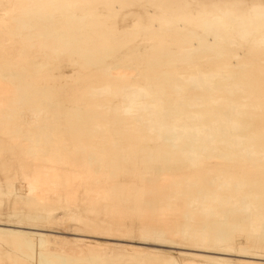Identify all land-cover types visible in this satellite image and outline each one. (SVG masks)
I'll use <instances>...</instances> for the list:
<instances>
[{"label": "rangeland", "instance_id": "obj_1", "mask_svg": "<svg viewBox=\"0 0 264 264\" xmlns=\"http://www.w3.org/2000/svg\"><path fill=\"white\" fill-rule=\"evenodd\" d=\"M89 1L93 3V7L87 4L89 3ZM98 1L84 0L81 6L73 8L71 7V9H69L70 11L65 7L60 8V10H58L59 12L67 10L65 12L63 11V13L71 14L70 12L72 11L73 15H76L71 17L72 19L70 18V22L68 18L65 19V17H67L69 14L64 15L62 12L60 14L57 10H55V14L61 19V22L58 23V25L54 24L53 21H51V23H41L40 18L37 15H33L31 19L33 21H36L38 23L37 26H39V29L36 28L37 31L39 30V33H44L46 30L47 35H45V33L44 35H41V33L39 34L36 30H34L35 28H32L30 30L29 33L31 35L26 34V28H23L25 31L23 33V31H21L23 29L20 28L21 26L17 22V18H10L7 16L4 21L0 22V43H2L0 44V101L2 102H0V209L4 208L7 210L12 207H18L21 205L12 197L4 194L3 191L7 189V184L9 182H13L16 185H23V188L28 191L29 181L25 178V176L29 175V173L34 172V169H32L34 168V164L37 166L44 164L48 167H57V170L48 173L50 175V178L53 179V184L49 186L42 185L41 188L45 189L49 187L52 190H56L59 193V196L62 197L59 202L60 204H62V206L69 205V207H72V209L75 210L76 213H84L83 210L85 211L87 209L89 212H85L93 219V225L90 228H86L79 223L70 221L67 216H62L61 209H56L53 212L54 214H56V216H58L57 219H50V221L46 223L44 230H34L43 234L42 236L46 240H34V244L29 249L17 248L10 255H6L0 258V264H166L165 258H162V256H164L163 254H160L162 256L152 254V257H146L143 255V251L145 250H149V252L154 253H156V251L158 250H162L161 252L164 254L169 252L168 250H172V255L177 260L178 264H182L184 260L189 259V256L185 255L184 253H179V251L194 252L195 250L166 248L150 243H136L137 241H139V239L136 238L137 234L135 230L137 224L135 223H161L160 225H163V227L165 225L172 224L181 229H183L184 225L189 222L192 225L198 224L201 217H204V215L207 216L209 213L211 214V212H209L210 210L207 211L208 208H205L204 211L201 210V208L199 207L200 205L196 200V192L199 188L206 189L210 187V177L214 174L213 169L215 167H231L232 169L234 168L239 173L242 180H247L242 186V189H251L254 191L262 192L263 195H260L258 201H262L264 203V163L262 162L263 151L258 150L259 147L264 149V41H259L257 37L258 35H256L258 33L252 35V38L250 37V32H252L253 34L255 32H258L254 30L256 26L257 30L261 28L264 30V28L261 26L262 24L264 25V18H259L262 16L264 17V10L261 9V11L263 12L262 13L259 11L260 9L257 8L254 11V15L252 17H246L248 19H245L244 21L248 20L249 22L246 21V24L243 22V25L246 26V29H243V27L245 26H241L242 22L239 23L240 20H237V15L239 13V10L241 11L249 4V2L254 0H235L242 1V5L239 4L233 7L229 6V10H227V5L225 6V0H192L193 2L191 5V9L198 10L201 13L202 17L200 16V18L198 17L197 19H194L193 22L191 21V31L180 30L183 36L179 35L175 38L178 33H181L176 32V30H173V32L175 33L171 32L172 30L170 29L166 30V23H168L171 15L182 16L185 12H188L190 10V7H188V5L186 4V0H173L175 1V3H173L176 5L172 3V0ZM102 4H104L105 7H103ZM163 6H165V9L163 8ZM185 6L188 8H185ZM203 6L208 7V9L210 8V10H208L209 12L206 11L207 8H205L204 10ZM0 7L3 8L1 5ZM28 7L35 9L36 5L32 4ZM95 7L101 12V15L99 14L95 16V19L93 20L94 15L92 14V17V15L90 14L94 13L93 11L95 10ZM1 8L0 13L3 12ZM11 8L20 9L21 6L16 5L15 7ZM92 8L94 10H92ZM183 8L184 10H189L182 11ZM213 8L215 10H213ZM219 8H222V11H218L221 16L224 14V12H229V17L227 16L228 18L218 15V19H220V17L222 18V22L218 20L220 23L216 21L217 16L216 18L214 17L215 19L213 18L217 9L219 10ZM162 9L164 10V13ZM166 10L168 14L170 13V15L167 14ZM14 12L16 11L14 10ZM81 12L89 14L87 16L88 18H86L85 20L87 24H85L86 22L83 21L82 18H80ZM107 12H110V14H107ZM16 14L17 16H22L21 12H16ZM145 14H147L149 18L152 17L151 15H154V17L156 15L157 19L160 15V20H156L158 23H153L147 20L146 23L142 25L140 31H138L137 28H140L139 23H141L142 21H139L138 25H136L137 22L135 20L139 19ZM164 14L166 15L164 16ZM227 14L228 13H225L224 16H226ZM60 15L64 16L62 17ZM98 16L100 22L99 20H97L98 18H96ZM165 17L169 18L167 19L168 21ZM253 17H258V19L262 20V23L260 22V20H257L259 22L255 21L256 18L254 19ZM224 18H227L229 21L226 20L224 22ZM90 19L92 20V22L89 21ZM198 19L199 22H197ZM232 20L233 22L232 24H230V26L229 23H231L230 21ZM161 21L162 23H160ZM202 21L205 25V28L211 25L210 30L203 28L204 25L201 23ZM208 21L209 25L207 23ZM253 21L255 22L253 23ZM234 22L239 23V25ZM251 22L253 23V25L255 24V26H253ZM213 23H215V26L216 24L217 27L219 26V32L223 30L221 31V34L218 32V29L216 30L217 27L213 26ZM233 23L234 25L239 27L234 26ZM68 24L71 25V29ZM226 24L229 28L226 27ZM156 25L158 28L153 31V26ZM159 25H161V27L165 25L166 26L164 28H161ZM197 26L200 27L198 28ZM240 26L244 31H249L248 34L246 33V31L245 33H243L244 31L241 30L242 33L240 35ZM260 26L261 28H259ZM40 27L44 28L41 29ZM232 27H236L235 29L237 30V32L239 30V34H236V30H233ZM55 28L58 29V32L55 31ZM201 28L205 29V31H202ZM213 28L215 29V32ZM193 29L195 31L197 30L199 32V35H202L203 33V35H205L206 37L210 36V38L212 39L211 42L212 44H214L212 45L205 42L207 41V38L205 36L203 38L201 35L200 37H196V34H194V37L193 35H190V32H192ZM43 30L44 32H42ZM59 30L62 32V34L59 32ZM224 30L226 32H224ZM250 30H254L255 32ZM48 31L52 33L49 34ZM86 31H88V35ZM211 31L214 34L210 33ZM229 31L232 33L234 31L236 36L234 35V33L229 34ZM53 32L57 34L53 36ZM185 32L189 34L187 35V37L189 39L192 38L193 42L192 40L189 41L188 38L185 37L186 35L184 36V34H186ZM58 33L62 36V41H64L62 42L64 43L63 47L66 46L64 50L61 46V41L60 44L55 45V41H57V38L60 39V35ZM96 33L98 35H96ZM211 34L217 36V38L213 36V39ZM228 35H231L234 39H230L231 36L229 37ZM246 36L247 39L251 38L252 40L254 38L253 40H255L256 38V41L258 40V43L255 41V43L259 44V46L255 44L257 45L256 47H258V49L256 47L254 48L255 45L251 46L253 45L252 41L248 43L247 39L246 41L244 40ZM240 37L243 39H241ZM194 38L196 39V41ZM218 38H222V41L224 43H227L228 45L232 43L231 47L233 49L230 46H224V43L221 42L220 39L219 43ZM175 39L177 41H175ZM227 39L229 41L234 40V42L228 43ZM120 40L123 43H121ZM164 40H169V43L163 45L162 47L161 42ZM199 40L201 41L198 43V45L204 42L203 44L206 43L210 46V48H208L211 51H205L206 44H200V48L196 44ZM216 40H218V43L216 42ZM182 41H184V45L181 44ZM244 41L246 42V44L248 43L251 45H243V43H245ZM179 42L181 45L179 44ZM188 44L189 46L191 45V47H189ZM233 44L236 46H234ZM193 45L195 46V48L197 47L195 49V52ZM212 46H216V48L213 47L212 49ZM28 47H30L31 50ZM223 47L226 52L222 49ZM261 47L263 50L260 49ZM35 48L38 50H36ZM238 48L241 52L243 51L242 53L244 56L241 55L239 58H237V60H234V58L231 60L230 53L235 52ZM53 49H55V51ZM181 49L182 51L186 50V52L184 51L181 53L182 55H185V53H187V49L189 51L187 54H189L190 52L191 54H186L185 57L181 56V58H183L181 59L179 58ZM203 49L205 52H203ZM231 49L233 51H230ZM41 50L46 53H43ZM199 50H202V52ZM177 51L179 54L177 53ZM214 51L216 52V54L211 53ZM220 51L221 53H223L219 54V58L217 57V54L220 53ZM175 52L179 57L175 56L177 55ZM253 52L254 55L252 54ZM194 54L196 55V57H192L194 56ZM206 54L209 56L207 57L208 61H206L207 59H205ZM124 55L128 56V58L125 59ZM214 56H216L217 58L214 59ZM122 57L124 58L123 61L125 62H133L136 66V69L134 67L125 68L124 66H122ZM210 57L212 60L210 59ZM222 57L227 61H234L235 63H237V65L231 67V74L228 75L225 71H222L223 74L226 73L224 74V77H221V79L219 77L216 78V83H220L223 86H215V91L213 92V94L224 99H228L229 101L227 103L224 102V99H222V105H220V103L216 104L213 117H215V119L219 117L217 119L219 123L218 127L224 126L225 128L221 127L220 129L227 130L224 132L225 134L221 130L222 133H219V135H226L228 132L230 134L231 130H233V132H231L230 135H236L237 131H234L237 130L234 129L236 127L233 126V128L230 124H235V126L238 125V131L242 135H244L245 142L243 141L244 139H242L244 146L242 145V143H240L241 141L239 142V146V144L234 143V140L232 141V143H230V140L229 143L231 144V148H225L220 152L215 153L211 158H202L204 153H208V151H203L202 147L208 144L212 135L207 136L206 133L200 130L192 129L190 132L192 133L193 131V133H195L196 135V138L193 136H191V138L193 137L192 139L196 141H193L192 139V141H189H191L192 143H196L195 146L198 145L197 151L199 154L196 155V158L193 155V151L195 150L193 148L195 147L188 146V149L184 144V142H186L188 138L190 139V135H188L187 133L188 130H179L181 131V135L179 137L180 140L177 139L176 145L180 146L184 144L185 146L182 145V148L178 146L176 147L175 144V146L172 147L173 144L171 145L169 142H164V136L170 134L166 130L170 129L168 127H170V122L173 120V118L177 117L178 115H182L185 109L181 103L176 104L175 101H173L177 95L176 90L181 89L191 93H193L195 90L200 91V93L204 95H209L207 94L209 93L207 90L208 84L205 83V78L197 77V80H194V84L198 85L197 87H192V85L184 81L185 78L180 79L179 77H176L175 79V75H172L174 73L172 69L175 67L184 66L185 62L188 61L189 58H191L189 59V61L195 68L201 69L203 67L201 70L204 71H207L211 67L217 69L220 68L218 62H220L219 59H223ZM177 58L181 60L178 59L179 61H176ZM228 58L230 59L228 60ZM144 59L145 63L143 62ZM146 60L149 63H147ZM182 60L184 61L182 62V64H180ZM191 60H193L194 62ZM202 60L206 63H203ZM189 61L186 63H189ZM214 63L217 66L214 65ZM114 64L119 65L115 66ZM198 64H201L202 66H199ZM240 65L242 67V72ZM99 68H101V70ZM103 71L104 74L102 76L100 73H102ZM126 72L129 74V77H131L130 75L134 74L136 77L135 79L138 80L141 84L143 83L144 88L151 86V88L149 89L146 88L147 91L146 89L142 88L139 92H137L140 96V99L145 95V98L142 97L143 101L148 98L144 101L146 110L145 108L141 109V111L143 110L142 112H144L143 114L140 111V116L138 117L140 118L139 120H141L140 122L138 119L137 122H134L133 120L123 115V109L120 107L122 103L125 104L126 102L127 104L128 100H125V98L129 99V96H127L129 93V95H132L136 93L135 90L138 91L137 87L133 85V82L135 80H132V78L134 77V75L131 78L128 77V84L125 83L126 81L128 82V79L122 77V74L125 73V75L128 76ZM168 73L171 74V77L167 76ZM138 74H148L151 78L149 83L150 85L148 86L147 84L146 86L144 84L145 79L143 78V76L141 77ZM64 76L68 77L71 82L61 87L51 85L52 82L58 81ZM225 76H229V79L228 77L225 78ZM106 77L111 80L112 86H101L99 89L97 88V90L91 88L89 89L91 84H98L100 82L103 83L104 78L106 79ZM141 78L143 79L141 80ZM223 78L225 79L222 80ZM178 79H180L181 81ZM200 79L202 80V82ZM94 80L97 81L95 82ZM225 80L227 82H224ZM26 81L30 82L33 85H36L37 87L33 86L32 89L27 88L25 92V89L20 88ZM178 81H180L179 83L183 81V84L179 85ZM119 82L120 84L118 86H115ZM216 83L214 82V84ZM19 84H21V86ZM175 84L180 87L176 86L178 89L175 88ZM187 84H189L190 86ZM15 86L17 87L18 93H14L13 91H16ZM189 87L191 89H189ZM194 87L195 89H192ZM40 88L43 89L41 90ZM128 88L130 90H128ZM200 88L204 89L201 90ZM18 89L20 90V92H22L19 93ZM131 89L135 92L131 93ZM188 89L190 91H188ZM98 90L101 92H99ZM144 90L146 92H144ZM148 90L149 93H147ZM39 91L42 93L40 94ZM126 91L128 93H126ZM114 94H116V96ZM159 96H161L163 100L160 103L158 102L156 104L155 97ZM152 98L154 100H152ZM150 100L151 103H149ZM146 101L149 104H147ZM153 101H155L156 105L153 104ZM233 101L237 102L236 109L239 111V113L236 112L237 115H235V110L232 107L234 103ZM243 101L246 102L245 106L240 105ZM198 102H202V99H200ZM31 105H33V107H31ZM228 106H231V108H228ZM39 107L41 109H39ZM157 107H160L162 109L160 113H162L163 115L160 114V119L163 120L166 117L163 120V123L159 124L160 127L158 125H155V123L146 122V124L148 123V125H146L145 122H142L144 121V119L154 120L155 114L157 112ZM241 107L244 109H241ZM172 108H175L176 110ZM227 108L228 110H230V112L226 111ZM32 109H34L35 111H37L38 109L40 111L42 110V112L46 113V116L45 114L43 117L40 115L35 116L34 113H32ZM233 110L234 112H232ZM57 111H63V113H59L60 117L58 118L59 121H62V124L55 127L54 133L57 138H55L54 135L50 133H48L47 137L46 135H36L38 138L35 135L29 136V133L28 136L24 135L28 127H33V121L36 120L41 122L47 116H50L47 117V120L50 118L48 120L50 128H54L52 126V123H49V121L52 119L51 117H53L51 114L53 112V114H56ZM146 111L147 113L148 111H151V114H147ZM168 111H170V113L172 114L168 113ZM223 112H226L224 114V117L222 115ZM227 112H229L230 115H228ZM8 113H10L9 116ZM153 114L154 117H152ZM148 115H150V118H147ZM225 116H228L229 119H227L230 120V122L227 119L225 120ZM171 117L172 120L170 119ZM186 120L185 122H187ZM166 121L169 122L168 125L164 123ZM26 123L28 124V126H26ZM126 123H128L131 128H128ZM19 124H22L23 126L18 129L16 125ZM48 124L46 121L47 127H49ZM186 125L188 126V124ZM227 125H230L231 129L230 127L229 129H226L228 128ZM153 126H155V128H152ZM157 127L158 129H156ZM163 127H165V129ZM42 128L46 130L45 127L42 126ZM8 129H12V131L8 132ZM136 129L139 131H137ZM156 130H158V132ZM185 131L187 132L183 136ZM176 133L177 132H175L174 134L176 135ZM203 133L204 135H202ZM140 134H145L149 140L144 141L139 139L138 135ZM158 134H160V136ZM174 134L173 136H169L172 140L176 136H179H175ZM94 135H99L101 137H92ZM24 136L26 137V139ZM181 136L184 137L183 140L181 139ZM33 137L37 139L33 140ZM207 137L208 141H206ZM32 143L33 146L31 145ZM250 144H255L257 146H255L256 151L253 152V145ZM227 147H229V145ZM200 148H202V150ZM244 148L248 150V155L244 152L241 153V149ZM38 149L39 151H37ZM98 149H100V151ZM186 149L188 150L187 153L191 151L188 153V155L186 153ZM199 150H201V153L199 152ZM88 155H91L92 159H90ZM192 155L194 156V160ZM244 155H247L248 157ZM186 156L190 159H186ZM89 159L90 161H88ZM190 160L195 161V164H191L190 162L192 161ZM206 168H209L210 170H206ZM36 170L40 174L41 166H39V168H37ZM185 175H187L188 178H185ZM184 189L190 190L191 195L192 193L193 195L186 198V196L183 194ZM179 190L182 192V195H180L181 192ZM91 191L93 193H91ZM40 192L41 190H37L34 195L38 198H53L57 196L52 193H46L45 195H42ZM94 192H96L97 195H94ZM191 202V207H189V210H187L186 205L188 206V204H190ZM193 203H196L195 208ZM239 203L238 205L233 203L235 207L232 205V203L231 205H224L222 209L223 211H228L232 210L233 208L235 209L239 208V206H243V203ZM218 210H220V208L217 207L213 211L215 212ZM187 216H189L190 218H187ZM210 216L211 215H209L208 218H210ZM213 217H216V215L211 216V218ZM188 219L189 222H187ZM155 220L156 222H154ZM169 221H171V223ZM3 227L15 228L12 226ZM103 227H108L109 233L114 234L113 238H130L134 240L135 243L117 240V242L120 243V246L118 247L113 245H106L104 244V242L111 239L104 238V233H106V231L103 229ZM216 227L219 230L218 233H214V231L209 229V227L206 230L207 238L211 242L218 237L220 239L222 238L223 240H227L224 242L232 243L233 246H244L250 245L253 240H255L256 242L250 246L264 251L263 230L258 232V234L253 233L251 231L252 226L250 227L248 223L242 221H235L233 223H231V221H227L225 223L216 224ZM116 228L119 229L115 230ZM163 231L165 236L167 237H173L181 242H186L182 238L183 235L180 233V231H178V235L173 234V236L171 234V230H167L165 228L163 229ZM3 247L4 245L0 244V249H2ZM124 249L128 250V252L131 251V253L125 252ZM229 253L231 255L225 256L232 258L234 261H243L248 263L255 262V260L253 259L236 256L233 252ZM259 262L264 264V259L260 260Z\"/></svg>", "mask_w": 264, "mask_h": 264}, {"label": "bare ground", "instance_id": "obj_2", "mask_svg": "<svg viewBox=\"0 0 264 264\" xmlns=\"http://www.w3.org/2000/svg\"><path fill=\"white\" fill-rule=\"evenodd\" d=\"M82 1V2H81ZM83 1L84 0H68V1H62V0H0V5L3 7V8H1L2 10H3V12L2 13H0V22H2V21H4L5 20V18L8 16V17H10V18H17V22L20 24V28L21 29H23V28H26L27 30H26V34L27 35H31L29 32H30V30L33 28H35L34 30H36L37 31V29L36 28H38L39 29V26H37L38 25V23L36 22V21H33L32 19H31V17L33 16V15H37L39 18H40V20H41V23H48V22H50L51 23V21H53V23L54 24H57L58 25V23H60L61 22V19L55 14V10H60V8H62V7H65L67 10H69V9H71V7L73 8V7H78V6H81L82 5V3H83ZM96 1H98V0H96ZM100 1V0H99ZM98 1V2H99ZM107 1V0H106ZM110 1V0H109ZM168 1V0H167ZM171 1V0H170ZM95 2V1H94ZM101 2V1H100ZM113 2V1H112ZM175 3V1H173L172 0V3ZM186 4L188 5V7H190V10L189 9H185V10H189L188 12H185L182 16H178V15H174V16H172L171 15V18L169 19V18H166V20L167 19H169V21H168V23H166L167 24V28H165L166 30L167 29H170V30H172L171 32H173V30H176V32H180V30L181 31H186V30H190V24L194 21V19H197L198 17L200 18V16L202 17V15H201V13L198 11V10H193V9H191V5H192V0H186ZM169 3H171V2H169ZM173 3V4H174ZM224 3H225V6L226 7H228L227 8V10H229V6H236V5H239V4H241L242 5V1H235V0H225L224 1ZM32 4H34V5H36V8L35 9H33V8H30V7H28V6H30V5H32ZM89 6H92L93 7V3L92 2H90L89 1V3H87ZM86 4V5H87ZM108 4V3H107ZM116 4V3H115ZM158 4V3H157ZM182 4V3H181ZM184 4H185V2H184ZM16 5H19V6H21V8L20 9H14V8H11V7H15ZM95 5V4H94ZM103 5V7H105L104 6V4H102ZM154 5V4H153ZM156 5V4H155ZM161 5V4H160ZM159 5V6H160ZM174 5H176V4H174ZM198 5V4H197ZM202 5H204V4H202ZM115 6V5H114ZM151 6V5H150ZM107 7V6H106ZM165 6H163V8H164ZM188 7H186L185 6V8H188ZM194 7V6H193ZM204 7V6H203ZM218 7H220V6H218ZM232 7H231V9H232ZM64 8V9H65ZM80 8V7H79ZM159 8V7H158ZM174 8V7H173ZM172 8V9H173ZM205 8H207V12H209L208 10H210V8L208 9V7H204V10H205ZM237 8V7H236ZM240 8V7H239ZM257 8H259L260 10V12H262L261 11V9L262 10H264V0H254V1H251V2H249V4L245 7V8H243L241 11L239 10V13H238V19L237 20H240V22L239 23H241L242 22V24H241V26L243 27V26H245V25H243V22L245 23L246 21H248V20H246V21H244L245 19H248V18H246V17H252L253 15H254V11L257 9ZM9 9V10H8ZM16 11V12H21V14H22V16H17V14H16V12H14V10ZM156 9H157V7H156ZM165 9V8H164ZM201 9V8H200ZM67 10H65V11H67ZM75 10H76V8H75ZM92 10H94L93 8H92ZM108 10V9H107ZM163 10V9H162ZM161 10V11H162ZM177 10V9H176ZM184 10V8L182 9V11ZM184 10V11H185ZM212 10V9H211ZM213 10H215L214 8H213ZM226 10V11H227ZM234 10V9H233ZM64 11V10H63ZM63 11H58L60 14H61V12L63 13ZM64 11V12H65ZM70 11V10H69ZM87 11H90V10H87ZM86 11V12H87ZM102 11V10H101ZM157 11H158V9H157ZM173 11V10H172ZM175 11V10H174ZM179 11V10H178ZM181 11V10H180ZM181 11V12H182ZM218 11H222V8L220 9L219 8V10L217 9V11H216V13H215V16H213V18L215 17L216 18V16H217V20L216 21H218V20H220L221 22H222V18L221 17H227L228 15H229V12H224V14L225 13H228L226 16H224V14L221 16V14L220 13H218ZM94 13H91L90 15H94V18H93V20L95 19V16H97V15H101V12L98 10V9H96V7H95V10L93 11ZM110 12H112V11H110ZM110 12L108 13L107 12V14H110ZM138 12V11H137ZM155 12V11H154ZM166 12H167V10H166ZM204 12V11H203ZM232 12V11H231ZM58 13V14H59ZM71 14H69V13H63L64 15L65 14H69L67 17H65V19H67L68 18V20H69V22H70V18L71 17H73V16H76V15H73V12L71 11L70 12ZM106 13V12H105ZM156 13V12H155ZM163 13H164V10H163ZM172 13V12H171ZM176 13V12H175ZM183 13V12H182ZM210 13H211V11H210ZM263 13V12H262ZM106 14V15H107ZM147 14H149V13H147ZM147 14H145L144 16H141L139 19H137V20H135L136 22H137V24L136 25H138V22L139 21H142L141 23H139L140 25V28H137L138 29V31H140V29H141V27H142V25L143 24H145L146 23V21L148 20V21H150V22H153V23H158L156 20H160V15H159V17H158V19H157V17H156V15H155V17H154V15H151L152 17H148L147 16ZM167 14H168V12H167ZM174 14V13H173ZM207 14V13H206ZM233 14V13H232ZM256 14H257V11H256ZM264 14V13H263ZM64 15H60V16H64ZM89 14L88 13H85V12H81L80 13V18H82V20L83 21H85L86 20V18H88L87 16H88ZM93 15H92V17H93ZM104 15V14H103ZM157 15H158V13H157ZM163 15V14H162ZM166 14H164V16H165ZM168 15H170V13L168 14ZM214 15V14H213ZM221 16L220 17V19H218L219 18V16ZM234 15V14H233ZM258 15H260V14H258ZM70 16V17H69ZM105 16V15H104ZM103 16V17H104ZM110 16V15H109ZM235 16H236V14H235ZM256 16V15H255ZM149 19H148V18ZM229 17V16H228ZM227 17V18H228ZM233 17V16H232ZM259 17V16H258ZM258 17L256 18V17H253L254 19L256 18V20L255 21H257V20H260V22L262 21L261 19H258ZM96 18H98L97 20H99V16L98 17H96ZM214 18V19H215ZM223 19L224 20V22L226 21V20H228V19ZM230 18H231V16H230ZM234 18V17H233ZM232 18V19H233ZM237 18V17H236ZM259 18H264L263 16L262 17H259ZM8 19V18H7ZM6 19V20H7ZM72 19V18H71ZM210 19V18H209ZM214 19H212V20H214ZM63 20V19H62ZM202 20V19H201ZM205 20V19H204ZM231 20V19H230ZM235 20V19H234ZM250 20V19H249ZM264 20V19H263ZM65 21H67V20H65ZM75 21H77V20H75ZM89 21H91L92 22V20L90 19ZM192 21V22H191ZM215 21V22H216ZM229 21V20H228ZM255 21H253V23L255 22ZM86 22V21H85ZM84 22V23H85ZM99 22H100V20H99ZM197 22H199V19H198V21ZM219 22V21H218ZM231 23H229V25L230 24H232V22H233V20L232 21H230ZM249 22V21H248ZM257 22H259V21H257ZM52 23V24H53ZM63 23H65V22H63ZM68 23V22H67ZM94 23V22H93ZM160 23H162V21L160 22ZM159 23V24H160ZM202 24H203V21L201 22ZM200 23V24H201ZM208 23V25H209V21L207 22ZM217 23V22H216ZM220 23V22H219ZM218 23V24H219ZM234 23H237V22H234ZM234 23H233V25H234ZM239 23H237V25H239ZM252 23V22H251ZM253 23H252V25H253ZM262 23V22H261ZM53 24V25H54ZM83 24V23H82ZM85 24H87V22L85 23ZM205 24H206V22H205ZM212 24V23H211ZM215 23H213V26L214 27H217V24H216V26L214 25ZM225 24V23H224ZM246 24V23H245ZM64 25V24H63ZM69 25V27L71 26L70 24H68ZM98 25V24H97ZM101 25V24H100ZM99 25V26H100ZM198 25H199V23H198ZM204 25V24H203ZM223 25V24H222ZM222 25H220V26H222ZM249 25H250V23H249ZM258 25H259V23H258ZM37 26V27H36ZM86 26H88V25H86ZM160 27H161V25H159ZM166 26V25H165ZM165 26H162L161 28H164ZM207 26V25H206ZM231 26V25H230ZM234 26H236V25H234ZM241 26H240V35H241V33H242V31H244L243 29L245 28L246 29V26L245 27H243V29L241 28ZM253 26H255V24L253 25ZM263 28H264V25L262 24L261 25ZM261 26L259 27V28H261ZM6 27V26H5ZM60 27H61V25H60ZM67 27V26H66ZM65 27V28H66ZM156 27V28H155ZM198 27V26H197ZM196 27V28H197ZM200 27V26H199ZM198 27V28H199ZM210 27H211V25L210 26H207L206 28H205V25H204V27L203 28H205V29H209L210 30ZM219 27V26H218ZM218 27L216 28V30L218 29ZM226 27H228L227 26V24H226ZM236 27H239V26H236ZM235 27V28H236ZM252 27V26H251ZM3 28V27H2ZM7 28V27H6ZM41 29L42 28H44V27H40ZM72 27H70V29H71ZM93 28V27H92ZM158 27H157V25L156 26H153V31L154 30H156ZM203 28H201L202 29V31L204 30L205 31V29H203ZM229 28V27H228ZM233 28V30L235 29L234 27H232ZM231 28V29H232ZM257 28V26L255 27V29H254V27H253V29L255 30V31H258V32H255L254 30H250V31H253V32H255L254 34L252 33V32H250L251 33V35H250V37L252 38V35H255L256 33H258V34H256V35H258L257 37H258V39H259V41L261 40V41H264V30L261 28V29H256ZM54 29V28H53ZM56 29V28H55ZM61 29V28H60ZM62 29H63V27H62ZM165 29H163V30H165ZM200 29V30H201ZM212 29V28H211ZM223 29H224V27H223ZM238 29V28H237ZM58 29H56L55 31H57ZM65 30V29H64ZM83 30H85V29H83ZM177 30H179V31H177ZM213 30H214V32H215V29L213 28ZM221 30V29H220ZM226 30V29H225ZM224 30V32H226ZM236 30V29H235ZM242 30V31H241ZM21 31H23V33L25 32L24 31V29L23 30H21ZM95 31H96V28H95ZM98 31H99V29H98ZM101 31V30H100ZM169 31V30H168ZM191 31V30H190ZM197 31V30H196ZM194 29H193V34H192V32H190V35H193V37H194V34H196L195 36L196 37H200V35H199V32L197 31L196 32ZM221 31H223V30H221ZM219 32V29H218V32L221 34L222 32ZM246 31V30H245ZM245 31L243 32V33H245ZM38 33H39V30L37 31ZM42 32H44V30L42 31ZM58 32V31H57ZM59 32L62 34V32L59 30ZM83 32V31H82ZM164 32H167V31H164ZM188 32V31H187ZM187 32H185L186 34H184V36L185 37H187V35H189ZM208 32V31H207ZM230 32V31H229ZM236 32H237V30H236ZM248 32L249 31H246V33L248 34ZM41 33V32H40ZM39 33V34H40ZM45 35H47L46 34V30H45ZM44 33H41V35H44ZM48 33L49 34H51L52 32H49L48 31ZM54 34H53V36L54 35H56L57 33H55V32H53ZM64 33V32H63ZM86 33H87V35L89 34L88 33V31H86ZM173 33H175V32H173ZM181 33V32H180ZM184 33V32H183ZM210 33H213L212 31L210 32ZM218 33V34H219ZM233 33H234V35H235V32L233 31ZM232 32H230L229 34H233ZM59 34V33H58ZM94 34V33H93ZM207 34V33H206ZM214 34V33H213ZM236 34H239V30H238V32L236 33ZM246 34V35H247ZM60 35V34H59ZM96 35H98L97 33H96ZM176 35V34H175ZM181 36L182 35V33L181 34H177V36H175V38L176 37H178V36ZM209 35V34H208ZM227 35V34H226ZM244 35V34H243ZM61 36V35H60ZM59 36V38L60 39H58L57 38V41H55V45L56 44H60V41H61V46L63 47V45H64V43H62V42H64V41H62V36L60 37ZM183 36V35H182ZM203 38H204V36L205 35H203V33H202V35H201ZM211 36L213 37L214 35H212L211 34ZM222 36V35H221ZM229 37L231 36V35H228ZM228 36H227V38H228ZM236 36V35H235ZM238 36V35H237ZM249 36V35H248ZM3 37H5V36H3ZM190 37H192V36H190ZM206 37V36H205ZM214 37H216L217 38V36H214ZM214 37H213V39H214ZM218 37H219V35H218ZM232 37V36H231ZM230 37V39H234L233 37L231 38ZM244 37V36H243ZM253 37H255V36H253ZM30 38V37H29ZM54 38V37H53ZM188 38V37H187ZM207 38V41H205V42H207L208 44H212V39L210 38V36H208V37H206ZM215 38V39H216ZM223 38V37H222ZM222 38H218V40L220 39L221 40V42H223L222 40ZM241 38V37H240ZM249 38V37H248ZM251 38H249V39H247V36H246V38L244 39L245 41H246V39H247V41H248V43H250L251 41H252V43H253V45H251V44H246V42L245 43H243V45H251V46H254L255 44H257L258 43V40L256 41V38H255V40H251ZM174 39V38H173ZM180 39V38H179ZM186 39V38H185ZM195 39V38H194ZM198 39V38H197ZM241 39H243V38H241ZM4 40V39H3ZM44 40H46V39H44ZM55 40V39H54ZM182 40V39H181ZM184 40V39H183ZM188 40L190 41V40H192V42H193V39L191 38V39H189L188 38ZM218 40H216V42L218 43ZM220 40H219V43H220ZM228 40V39H227ZM30 41V40H29ZM121 41V40H120ZM120 41H119V43H120ZM169 41V40H168ZM168 41H162L161 42V45H162V47H163V45H166V44H168L169 42ZM175 41H177L176 39H175ZM180 41V40H179ZM195 41H196V39H195ZM201 40H199L196 44L198 45V43L200 42ZM255 41L257 42V43H255ZM57 42V43H56ZM118 42V41H117ZM214 42V41H213ZM227 42V41H226ZM230 42H234V40H232V41H229L228 40V43H230ZM23 43H24V41H23ZM29 43V42H28ZM121 43H123L122 41H121ZM184 43V41H182V45H184L183 44ZM204 42H202V43H200V44H202V45H205V44H203ZM224 43V42H223ZM235 43H236V41H235ZM0 44H2V43H0ZM179 44H180V42H179ZM180 44V45H181ZM195 44V45H196ZM198 45L199 47L201 46V45ZM214 44V43H213ZM212 44V45H213ZM225 44H227V43H224V46H232L231 44L230 45H225ZM260 44H261V42H260ZM51 45V44H50ZM54 45V46H55ZM186 45H187V43H186ZM185 45V46H186ZM196 45V46H197ZM223 45V44H222ZM234 45V44H233ZM258 46H259V44H257ZM257 45H255L254 46V48L257 46ZM52 46V45H51ZM58 46V45H57ZM188 46H189V44H188ZM194 46V45H193ZM217 46V45H216ZM216 46H212L211 48L213 49V47H215L216 48ZM234 46H236V45H234ZM238 46V45H237ZM249 46H248V48H249ZM121 47V46H120ZM179 47V46H178ZM187 47V46H186ZM189 47H191V45L189 46ZM198 47V48H199ZM205 47V46H204ZM210 48V46L209 45H207L206 44V48ZM221 47V46H220ZM240 47V46H239ZM243 47H245V46H243ZM263 47V46H262ZM262 47L260 48V49H262ZM5 48V47H4ZM28 48H30V47H28ZM64 48H66V46L65 47H63V50H64ZM122 48V47H121ZM165 48V47H164ZM197 48V47H196ZM195 46H194V52H195ZM201 48V47H200ZM199 48V49H200ZM205 48V51H207L208 50V52L209 51H211V50H209V48L208 49H206ZM232 48V47H231ZM242 48V47H241ZM257 49H258V47H256ZM264 48V47H263ZM36 49V48H35ZM46 49V48H45ZM174 49V48H173ZM183 49H184V46H183ZM220 49V48H219ZM223 50H224V47L222 48ZM233 49V48H232ZM230 50V51H233V50ZM256 49V50H257ZM30 50H31V48H30ZM36 50H38V49H36ZM51 50V49H50ZM54 51H55V49H53ZM177 50V49H176ZM190 50V49H189ZM193 50V49H192ZM246 50V49H245ZM263 50V49H262ZM43 53H46V52H44L43 50H41ZM166 51V50H165ZM180 51V50H179ZM185 52H186V50H184ZM184 51H182V49H181V52H180V57L178 56V51H177V55H175L176 57H179V58H181V56L183 57H185V55L189 52L188 51V49H187V53H185V55H182L181 53L182 52H184ZM191 51V50H190ZM199 51H201L202 52V50H199ZM204 51V49H203V52H205ZM225 51V50H224ZM252 51V50H251ZM255 51V50H254ZM261 51V50H260ZM25 52H28V51H25ZM51 52H53V51H51ZM163 52H164V49H163ZM226 52V51H225ZM243 52V51H242ZM241 51H240V49L238 48V49H236V51L235 52H231L230 53V58H231V60L234 58V60L236 59L237 60V58H239L241 55H243V53H242ZM263 52V51H262ZM56 53V52H55ZM54 53V54H55ZM60 53V52H59ZM58 53V54H59ZM166 53V52H165ZM211 53H215L216 54V52L214 51V52H211ZM218 53V52H217ZM223 53V52H222ZM221 53V51H220V53H218L217 55V57H219V54H222ZM28 54V53H27ZM30 54V53H29ZM53 54V53H52ZM63 54V53H62ZM189 54H191V52L189 53ZM189 54H187V55H189ZM193 54V53H192ZM208 54V53H207ZM206 54V58L205 59H207V57H209L208 55ZM225 54V53H224ZM251 54V53H250ZM249 54V55H250ZM253 55H254V52L252 53ZM261 55V54H260ZM52 56V55H51ZM199 56V55H198ZM197 56V57H198ZM202 56H203V54H202ZM201 56V57H202ZM212 56V55H211ZM244 56V55H243ZM262 56V55H261ZM124 57H125V59H127L128 58V56H126V55H124ZM188 57V56H187ZM191 57V56H190ZM192 57H196V55L194 54V56H192ZM216 56H214V59H216L217 58ZM179 58H177V60L176 61H179V60H181V59H183V58H181V59H179ZM213 58V57H212ZM220 58V57H219ZM223 58V57H222ZM230 58H228V60L230 59ZM172 59V58H171ZM179 59V60H178ZM189 59H191V58H189ZM189 59H188V61H189ZM193 59V58H192ZM198 59V58H197ZM204 59V60H205ZM210 59H211V57H210ZM225 58H223V59H219V61L220 62H218V64L220 65V68H217V69H214V68H212L208 63V65L211 67L210 69H208L207 71H204V70H201V69H199V68H195L191 63H190V61H189V63H186V62H188V61H186L185 62V64H184V66H182V67H175V68H173L172 70L174 71V73L172 74V75H175V79H176V77H179L180 79H183V78H185V82H188L190 85H192V87L193 86H196L197 87V85H195L194 84V80L197 78V77H203V78H205L206 79V82L205 83H207L208 84V87H207V90H208V92L209 93H207V94H209V95H204V94H202V93H200V91H195L194 90V92L193 93H191V92H186V91H184V90H181V89H179V90H176V97L174 98V100L173 101H175V103L176 104H178V103H181L182 104V106H184V112L182 113V115H178L177 117H175V118H173V120H172V117L170 118L172 121L170 122V127H168V128H170V129H167L166 131L168 132V133H170V134H168L167 136L165 135V134H167V133H165L164 135V139H165V141L164 142H169L171 145H172V147L173 146H175L176 145V141H177V139L178 140H180L179 139V137H180V135H181V131H179V130H188V132L187 131H185L184 132V134H183V136L185 135V133L187 132L188 133V135H190V139L188 138V140L186 141V142H184V144L187 146V148H188V146H192V147H195V148H193V149H195L194 151H193V155L197 158V154H199L198 153V151H197V146H195L196 145V143H192L191 141L193 140L192 138L193 137H195L196 135H195V133H193V131H192V133L190 132L192 129H194V130H200V131H202V132H204V133H206L207 134V136L208 135H212L211 137H210V141L208 142V144L207 145H204V142H203V145H204V147H202L203 148V151H208V153H204L203 154V156H202V158H211L212 156H214V154L215 153H218V152H220L221 150H223V149H225V148H231V144L230 143H232V141L234 140V143H236V144H239V146H240V143H242V145L244 146V144H243V142H242V139H244V135H242L239 131H238V129H239V127H238V125L237 126H235V124L233 125V124H230L232 127L234 126V127H236V128H234V129H237V130H234V131H237V133H236V135H230L231 134V132H233V130H231V132H230V134H229V132L226 134V135H219V133H222L221 132V130L223 131V133L225 132V131H227V130H223V129H220L221 127H223V128H225L224 126H221V127H218V125H219V123H218V121H217V119L219 118H217V119H215V117H213V115H214V110H215V105L216 104H218V103H220V105H222L221 103V101H222V99H224V98H222V97H220V96H216V95H214L213 94V92L215 91V86H223V85H221L220 83H216V78H220L221 79V77H224V74H231V71H230V69H231V67L232 66H234V65H237V63H235L234 61L233 62H230V60L229 61H227L226 59L224 60ZM4 60V59H3ZM121 60L123 61L124 60V58L122 57L121 58ZM148 60V59H147ZM147 60H146V62H147ZM186 60H187V58H186ZM195 60V59H194ZM199 60V59H198ZM212 60V59H211ZM210 60V61H211ZM184 60H182L181 62H180V64H182V62H183ZM191 61H193V60H191ZM206 61H208V59L206 60ZM143 62L145 63V59L143 60ZM150 62H151V60H150ZM194 62V61H193ZM201 62V61H200ZM202 62L203 63H206V62H204L203 60H202ZM214 62V61H213ZM147 63H149V62H147ZM153 63V62H152ZM197 63V62H196ZM240 63H241V61H240ZM206 64V65H207ZM57 65V64H56ZM64 65V64H63ZM115 66H118L119 64H114ZM121 65L122 66H124L125 68L126 67H136L135 66V64L133 63V62H130V61H128V62H125V61H123V62H121ZM197 65V64H196ZM199 65V64H198ZM201 65V64H200ZM199 65V66H200ZM205 65V66H206ZM214 65H216L215 63H214ZM202 66V65H201ZM217 66V65H216ZM54 67V66H53ZM121 67V66H120ZM215 67V66H214ZM240 67H241V65H240ZM61 68V67H60ZM59 68V69H60ZM191 68V69H190ZM235 68V67H234ZM98 69V68H97ZM100 70H101V68H99ZM103 69V68H102ZM120 69V68H119ZM123 69V68H122ZM128 69V68H127ZM136 69V68H135ZM204 69H205V67H204ZM243 69H244V67H243ZM99 70V71H100ZM104 70V69H103ZM106 70V69H105ZM138 70V69H137ZM232 70V69H231ZM234 70V69H233ZM98 71V70H97ZM124 71V70H123ZM122 71V72H123ZM132 71V70H131ZM130 71V72H131ZM222 71H225L226 73H222ZM244 71V70H243ZM101 72V71H100ZM119 72H120V70H119ZM129 72V71H128ZM138 72H140V71H138ZM241 72H242V67H241ZM245 72V71H244ZM127 73V72H126ZM236 73V72H235ZM239 73V72H238ZM102 76H103V74H104V71L102 72V73H100ZM128 74V73H127ZM131 74V73H130ZM137 74V73H136ZM123 76L122 77H124V78H127L128 79V82L126 81L125 83L126 84H128L129 83V78H131L133 75H130L131 77H129V74H128V76H126L125 75V73L124 74H122ZM139 76H143V78L145 79V82H144V84L147 86V84H148V86L150 85L149 83H150V77H149V75L148 74H138ZM126 76V77H125ZM137 76V75H136ZM167 76H170L171 77V74L170 73H168V75ZM91 77V76H90ZM104 77H105V75H104ZM129 77V78H128ZM228 77V79H229V76H225V78H227ZM136 77H135V75H134V77L132 78V80H135L134 82H133V85L134 86H136L137 87V89H138V91L137 90H135L136 91V93L135 94H132V95H127V96H129L128 98L129 99H126L125 98V100H128V102H127V104H126V102H125V100H124V102H125V104H121L120 105V107L123 109L122 110V114L123 115H125L126 117H128L129 119H131V120H133L134 122H137V119L139 120L140 118H138L139 116H140V111H141V109L142 108H145L146 107V105L144 104V101L146 100V99H148V98H146L144 101H143V98H145L144 96H142L141 97V99H140V96L138 95V93L137 92H139L140 91V89H146V88H151V86L150 87H146V88H144V85H143V83L141 84L138 80H136L135 79ZM143 78H141V80L143 79ZM225 78H223L222 80H224ZM174 79V80H175ZM180 79H178V80H180ZM228 79H227V81H228ZM98 80V79H97ZM96 80V81H97ZM102 80V79H101ZM140 80V81H141ZM173 80V79H172ZM186 80H188V81H186ZM197 80V79H196ZM201 80V79H200ZM218 80V79H217ZM221 80V81H222ZM241 80H243V79H241ZM95 81V80H94ZM95 81V82H96ZM99 81V80H98ZM130 81V82H131ZM152 81V80H151ZM167 81H168V79H167ZM181 81V80H180ZM180 81H178V83L180 82ZM189 81H191V82H189ZM199 81V80H198ZM197 81V82H198ZM226 80L224 81V82H227ZM12 82V81H11ZM71 82V80L68 78V77H66V76H64L63 78H61V79H59L58 81H54V82H52V86H64V85H67L68 83H70ZM176 82H177V80H176ZM175 82V83H176ZM201 82H202V80H201ZM214 82L216 83V84H214ZM245 82V81H244ZM243 82V83H244ZM23 83V82H22ZM173 83V82H172ZM177 83V84H178ZM200 83V82H199ZM13 84V83H12ZM120 84V82L119 83H117L115 86H118ZM153 84V83H152ZM180 84H183V81L181 82V83H179V85ZM189 84H187V85H189ZM203 84V83H202ZM213 84V85H212ZM20 86H21V84H19ZM189 85V86H190ZM206 85V84H205ZM19 86V87H20ZM29 86V87H28ZM30 86H32V87H30ZM33 86H36V85H33V84H31L30 82H28V81H26V82H24V85L20 88V89H25V92H26V89L27 88H33ZM46 86V85H45ZM101 86H106V87H108V86H112L111 85V80L110 79H108L107 77H106V79L104 78V82L103 83H98V84H91L90 85V87H89V89L91 88V89H96L97 90V88L99 89ZM180 87V86H178V85H176L175 84V88H177V87ZM16 87V86H15ZM37 87V86H36ZM125 87V86H124ZM12 88H13V86H12ZM153 88V87H152ZM15 89V88H14ZM41 89V88H40ZM43 89V88H42ZM41 89V90H42ZM45 89V88H44ZM121 89V88H120ZM178 89V88H177ZM189 89H191L190 87H189ZM188 89V91H190ZM192 89H195V87L194 88H192ZM201 90L202 89H204V88H200ZM12 90V89H11ZM19 90V89H18ZM128 90H130L129 88H128ZM127 90V91H128ZM132 90V89H131ZM199 90V89H198ZM14 91V93L15 92H17L18 93V91H17V87H16V91L15 90H13ZM12 91V92H13ZM24 91V90H23ZM44 91V90H43ZM93 91H95V90H93ZM99 91V90H98ZM103 91V90H102ZM126 91V93H128ZM134 90H132L131 91V93H133V92H135ZM146 91H147V89H146ZM145 90H144V92H146ZM205 91V90H204ZM249 91V90H248ZM22 92V91H21ZM20 92V90H19V93H21ZM40 92V91H39ZM99 92H101V91H99ZM98 92V93H99ZM110 92V91H109ZM114 92V91H113ZM116 92V91H115ZM175 92V91H174ZM16 93V94H17ZM42 92H40V94H41ZM147 93H149V90H148V92ZM93 94V93H92ZM97 94V93H96ZM144 94V93H143ZM190 94H191V96H190ZM115 96H116V94H114ZM141 95V94H140ZM126 96V95H125ZM124 96V97H125ZM122 97V96H121ZM123 98V97H122ZM121 98V99H122ZM242 98H244V97H242ZM200 99H202V102H198ZM250 99V98H249ZM42 100V99H41ZM152 100H154L153 98H152ZM155 100H156V104L159 102H161L163 99H162V97L161 96H159V97H155ZM241 100V99H240ZM120 101V100H119ZM148 101V100H147ZM146 101V102H147ZM228 99H224V102H227L228 103ZM1 102V101H0ZM121 102H123V101H121ZM234 102V101H233ZM2 103V102H1ZM99 103V102H98ZM101 103V102H100ZM149 103H151V100H150V102ZM148 102H147V104H149ZM226 103V104H227ZM153 104H155V101H153ZM155 104V105H156ZM237 104V102H234L233 103V109L235 110V112H234V110L232 111V112H234L235 113V115H237L236 114V112L237 113H239V111L236 109V105ZM119 105V104H118ZM228 105V104H227ZM240 105H242V106H245L246 105V102L245 101H243ZM98 106H99V104H98ZM150 106H151V104H150ZM168 106V105H167ZM171 106V105H170ZM31 107H33V105H31ZM148 107V106H147ZM152 107H153V105H152ZM172 107V106H171ZM231 108V106H228V108ZM151 108V107H150ZM149 108V109H150ZM156 108V107H155ZM228 108H227V110L226 111H229L230 112V110H228ZM39 109H41L40 107H39ZM37 110V111H35L34 109H32V113H34V115L36 116V115H40V116H44V114H45V116H46V113L45 112H42V110L40 111V110ZM148 109V110H149ZM172 109H174V110H176L175 108H172ZM241 109H244V108H242L241 107ZM145 110H146V108H145ZM144 110V111H145ZM161 108L160 107H157V112H156V114H155V119L153 120H146V119H144V121H142V122H145V124H146V122H151V123H155V125H158L159 126V124H161V123H163V120L166 118H164L163 120L162 119H160V114L161 115H163L162 113H160L161 112ZM165 110V109H164ZM170 110V109H169ZM178 110V109H177ZM218 110H219V108H218ZM221 110V109H220ZM45 111V110H44ZM143 111V110H142ZM141 111V112H142ZM151 112V111H150ZM149 111H148V113H150ZM153 112V111H152ZM159 112V113H158ZM164 112V111H163ZM176 112V111H175ZM229 112H227V114L228 115H230L229 114ZM54 113V112H53ZM51 114L53 117H51L52 119L49 121V123H52V126L54 127V128H50V126H49V124H48V120L50 119H48L47 120V117H50V116H47V117H45L44 119H43V121H41V122H39V121H33V124H32V126L33 127H28L27 129H26V133L24 134V135H27L28 136V133H29V136L30 135H46V137H47V135H48V133H50V134H52V135H54V137L55 138H57L56 136H55V127L56 126H59L60 124H62V121H59L58 120V118L60 117L59 116V113H63V111H57L56 112V114ZM144 112H142V114H143ZM146 113H147V111H146ZM147 113V114H148ZM168 113H170V111H168ZM167 113V114H168ZM174 113V112H173ZM226 113V112H225ZM224 112L222 113V115H223V117H224V114H225ZM233 113V114H234ZM9 114L10 113H8V116H9ZM151 114V113H150ZM170 114H172V113H170ZM219 114V113H218ZM226 114V115H227ZM49 115V114H48ZM165 115H166V113H165ZM221 115V114H220ZM232 115V114H231ZM143 116H145V115H143ZM168 116V115H167ZM169 116H171V115H169ZM234 116V115H233ZM150 118V115H148L147 116V118ZM152 117H154V114H153V116ZM162 117V116H161ZM222 117V118H223ZM143 118H145V117H143ZM142 118V119H143ZM163 118V117H162ZM228 118V116H225V120ZM231 118V117H230ZM35 119V118H34ZM186 119H188V120H186ZM229 119V118H228ZM227 119V120H228ZM185 120L187 121V122H185ZM224 120V121H225ZM46 121H47V124H48V126L49 127H47V125H46ZM121 121V120H120ZM141 120H139V122H140ZM223 121V120H222ZM229 122H230V120H228ZM122 122V121H121ZM130 122V121H129ZM226 122V121H225ZM228 122V123H229ZM166 125H168L169 124V122H164ZM223 123V122H222ZM221 123V124H222ZM127 124V126H128V128H131V126H129V124L128 123H126ZM145 124H144V126H145ZM186 124H188V126L186 125ZM220 124V125H221ZM227 124V123H226ZM133 125V124H132ZM138 125H139V123H138ZM146 125H148V123L146 124ZM150 125V124H149ZM184 125H186V126H184ZM223 125V124H222ZM230 125L228 126V128H226V129H229V127H230ZM23 125L22 124H19V125H16V127H18V129L19 128H21ZM26 126H28V124L26 123ZM42 126L43 127H45L46 128V130L45 129H43L42 128ZM121 126V125H120ZM163 126V125H162ZM165 126V125H164ZM140 127V126H139ZM160 127V126H159ZM133 128V127H132ZM147 128V127H146ZM152 128H155V126H153ZM164 129H165V127H163ZM232 128V129H233ZM156 129H158V127L156 128ZM162 129V128H161ZM230 129H231V127H230ZM137 130V129H136ZM152 130V129H151ZM168 130H170V131H168ZM178 130V131H177ZM12 131V129H8V132H11ZM137 131H139V130H137ZM157 132H158V130H156ZM155 131V132H156ZM161 131V130H160ZM228 131H230V130H228ZM146 132H148V131H146ZM152 132V131H151ZM175 132H177L176 133V135H179V136H176L174 133ZM191 134H190V133ZM162 133V132H161ZM160 133V134H161ZM204 133L202 134V135H204ZM151 134V133H150ZM160 134H158L159 136H160ZM173 134L176 136L173 140L169 137L170 135L171 136H173ZM225 134V133H224ZM250 134V133H249ZM163 135V134H162ZM188 135H187V137H188ZM22 136V135H21ZM183 136H181V139L183 140ZM191 136H193L192 138H191ZM198 136V135H197ZM25 137V136H24ZM37 137V136H36ZM92 137H95V138H99V137H101V136H99V135H94V136H92ZM136 137H137V135H136ZM30 138V137H29ZM38 138V137H37ZM37 138H34L33 137V140L34 139H37ZM49 138V137H48ZM138 138L139 139H141V140H149L148 139V137L145 135V134H143V135H138ZM161 138V137H160ZM196 138V137H195ZM198 138V137H197ZM232 138V139H231ZM25 139H26V137H25ZM28 139V138H27ZM163 139V140H164ZM192 139V140H191ZM203 139V138H202ZM208 139V137L206 138V141H208L207 140ZM29 140V139H28ZM189 140H191V141H189ZM230 140H231V142H230ZM247 140V139H246ZM37 141V140H36ZM135 141V140H134ZM185 141V140H184ZM193 141H196V140H193ZM198 141V140H197ZM205 141V142H206ZM236 141V142H235ZM241 141V142H240ZM244 142H245V139L243 140ZM31 142V141H30ZM139 142V141H138ZM200 142H202V141H200ZM230 142V143H229ZM240 142V143H239ZM229 143V144H228ZM175 144V145H174ZM184 144H182L183 146H185ZM32 146H33V143L31 144ZM182 145H176V147L178 146V147H181ZM200 145V144H199ZM201 145H202V143H201ZM229 145V147H227ZM234 145V144H233ZM232 145V146H233ZM250 145H253V152L254 151H256V145L255 144H250ZM169 146V145H168ZM238 146V145H237ZM256 146V147H255ZM176 147H174V148H176ZM242 147V146H241ZM259 147V146H258ZM169 148V147H168ZM182 148V147H181ZM185 148V147H184ZM199 148V147H198ZM202 148H200L201 150H202ZM33 149H34V147H33ZM165 149H167V148H165ZM170 149H171V146H170ZM178 149V148H177ZM189 149V148H188ZM191 149V148H190ZM252 149H251V151H252ZM99 151H100V149H98ZM174 150V149H173ZM173 150H171V151H173ZM180 150V149H179ZM182 150V149H181ZM201 150H199V152L201 153ZM238 150H240V149H238ZM242 151H241V153H245V154H247V152H248V150L246 149V148H244V149H241ZM258 150H262L263 151V160H262V162L264 163V149L263 148H258ZM37 151H39V149L37 150ZM168 151V150H167ZM166 151V152H167ZM170 151V150H169ZM187 149H186V153H187ZM184 152V151H183ZM189 152H191V151H189ZM188 152V153H189ZM223 152V151H222ZM221 152V153H222ZM173 153V152H172ZM188 153H187V155H188ZM168 154V153H167ZM183 154V153H182ZM249 154V153H248ZM247 154V155H248ZM172 155V154H171ZM178 155H180V154H178ZM185 155V154H184ZM192 155V156H193ZM247 155H244V156H247ZM194 156H193V160H194ZM252 156V155H251ZM88 157H90V159H92L91 158V155L89 156L88 155ZM248 157V156H247ZM94 158V157H93ZM188 157L186 156V159H187ZM90 159L88 160V161H90ZM188 159H190V158H188ZM192 159V158H191ZM247 159H249V158H247ZM93 161V160H92ZM190 161H192V160H190ZM259 161V160H258ZM195 161H192V162H190L191 164H195L194 163ZM34 166V168H32V169H34V172L33 173H29V175H26L25 176V178L26 179H28V181H29V190L28 191H26L24 188H23V185H16V184H14L13 182H9L8 184H7V189L5 190V191H3L4 192V194L5 195H8V196H10V197H12L14 200H16V201H18L21 205L20 206H18V207H12V208H10V209H0V244L1 245H4V247L2 248V249H0V258H2L3 256H6V255H10L12 252H14L17 248H26V249H29L33 244H34V240H46L42 235L43 234H41L40 232H37V231H34V230H44V228H45V226H46V223L47 222H49L50 221V219H57L58 218V216H56V214H54V212L53 211H55L56 209H61V211H62V216H67L68 217V219L70 220V221H74V222H76V223H79V224H81L83 227H88V228H90L93 224H92V222H93V219L87 214L89 211L86 209L85 211H87V213L83 210V212L84 213H76V211L75 210H73L72 209V207H69V205H67V206H62V204H60L59 202H60V200H61V196H59V193L56 191V190H52L51 188H45V189H42L41 188V186L42 185H52L53 184V179H51L50 178V175L48 174L49 172H53V171H56L57 170V167L55 168V167H48L47 165H44V164H42V165H39V166H41V170H40V174L38 173V171L36 170L37 168H39V166H37V165H33ZM206 170H210L209 168H206ZM214 174L213 175H211V177H210V182H209V184H210V187L209 188H206V189H202V188H199L198 189V191L196 192V194H197V196H196V198H194V199H196L197 201H198V204L200 205L199 207L201 208V210L202 211H204V209L206 208H208V210L207 211H209V212H211V214L209 213L207 216H205L204 215V217H201L200 218V220H199V222H198V224H196V225H192V224H190V222H189V219H188V221L187 222H189V223H187V224H185L184 225V228L183 229H181V228H177L175 225H172V224H168V225H165L164 227L167 229V230H171L172 232H171V234H172V236H173V234L174 235H178V231H180V233L183 235V239H184V241H186V242H181V241H179V240H176L175 238H173V237H167V236H165V234H164V231H163V229H165L164 227H163V225H160L161 223H158V224H153V223H150V224H138L137 222L135 223V224H137V226L136 225H134V226H136V230H135V232H136V238L137 239H139V241H137L136 243H140V244H147V243H150V244H153V245H158V246H161V247H166V248H181V249H189V250H195L194 252H186V251H179V253H184L185 255H187V256H189V259H187V260H184V262L182 263V264H263V263H261V262H259L260 260H263L264 259V251L263 250H260V249H258V248H253L252 246H250V245H253L256 241L255 240H253V242L250 244V245H244V246H241V245H239V246H233L232 245V243H228V242H224V241H227V240H223L222 238L220 239V238H216L214 241H210V240H208V238H207V235H206V230H207V228L209 227V229H211V230H213L214 231V233H218L219 232V230H218V228L216 227V224H219V223H225V222H227V221H231V223H233V222H235V221H242V222H246V223H248V225L251 227L252 226V228H251V231L253 232V233H256V234H258V232H260L261 230H263L264 231V203L262 202V201H258V198L260 197V195H263V193L262 192H260V191H254V190H243L242 189V186L245 184V182L247 181V180H242L241 178H240V175H239V173L233 168H231V167H215L214 169ZM189 175V174H188ZM185 178H188V176L187 175H185ZM38 181H39V183H38ZM37 190H41V194L42 195H45L46 193H52V194H55V195H57L56 197H53V198H42V197H36L34 194H35V192L37 191ZM94 191V190H93ZM106 191V190H105ZM180 191V190H179ZM107 192V191H106ZM174 192H176V191H174ZM181 192V191H180ZM91 193H93L92 191H91ZM173 193V192H172ZM183 194L186 196V198L187 197H191L192 195H193V193H192V195H191V192H190V190H183ZM94 195H97L96 194V192H94ZM106 195H107V193H106ZM175 195V194H174ZM179 195V194H178ZM180 195H182V192H181V194ZM195 200V201H196ZM191 201V200H190ZM194 201V202H195ZM239 203V204H241V203H243L242 205L243 206H239V208H233L232 210H228V211H223V209H222V207L224 206V205H231V203H232V205L234 206V204L233 203ZM238 203L236 204V205H238ZM191 204H192V202L190 203V204H188V206L186 205V209L187 210H189V207H191ZM30 205H31V207H30ZM193 205H194V208H195V205H196V203L194 204L193 203ZM193 205H192V207H193ZM30 207V208H29ZM220 208V210H218V211H213L215 208ZM235 207V206H234ZM237 207V206H236ZM243 209H242V208ZM27 208H29V209H27ZM200 208H199V210H200ZM241 208V209H240ZM190 209H193V208H190ZM96 210V209H95ZM81 212V211H80ZM200 212V211H199ZM204 213V212H203ZM205 213H206V211H205ZM202 214V213H201ZM189 215V214H188ZM209 215H216V217H213V218H211V216H210V218H208L209 217ZM187 218H190L189 216H187ZM154 222H156V220L154 221ZM158 222H160V221H158ZM170 223H171V221H169ZM240 223V222H239ZM3 226H12V227H15V228H10V227H3ZM102 228V227H101ZM103 229L106 231V233H104L105 235H104V238H106V239H111V240H107V241H105L104 242V244H106V245H113V246H120V243L119 242H117V240H121V241H128V242H134L135 243V241L134 240H132V239H130V238H127V239H119V238H113V235L114 234H111V233H109V229H108V227H103ZM119 228H116L115 230H118ZM76 230H79V229H76ZM83 231V230H82ZM85 232V231H84ZM126 243V242H125ZM134 243H132V244H134ZM129 244V243H128ZM136 250V249H135ZM124 251L125 252H127V253H131V251L130 252H128V250H126V249H124ZM162 250H158V251H156V253H154V252H149V250H145V251H143V255L144 256H146V257H152L153 255H158V256H162V255H160V254H163L164 256H162V258H165V260H166V264L168 263V264H178V262H177V260L174 258V256L172 255V250H168L169 252H167V253H162L161 252ZM137 252H138V250H137ZM142 252V251H141ZM229 252H233V253H235L234 255H236V256H239V257H243V258H248V259H253V260H255V262H252V263H248V262H243V261H234L232 258H229V257H226L225 255H231ZM142 254V253H141ZM153 254V255H152ZM92 259H93V257H92ZM91 259V260H92Z\"/></svg>", "mask_w": 264, "mask_h": 264}]
</instances>
